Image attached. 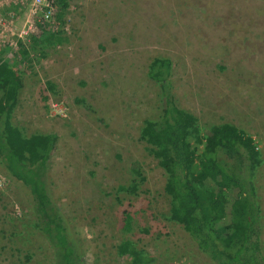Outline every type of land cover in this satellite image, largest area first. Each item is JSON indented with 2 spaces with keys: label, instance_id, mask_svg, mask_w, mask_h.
<instances>
[{
  "label": "rangeland",
  "instance_id": "obj_1",
  "mask_svg": "<svg viewBox=\"0 0 264 264\" xmlns=\"http://www.w3.org/2000/svg\"><path fill=\"white\" fill-rule=\"evenodd\" d=\"M66 1L0 0V59L23 76L13 122L57 135L49 188L82 264H214L170 218L166 174L140 135L162 110L155 56L171 59L176 103L200 125L253 138L264 254V0ZM48 32L62 41L40 47ZM34 222L28 188L0 164V264H54Z\"/></svg>",
  "mask_w": 264,
  "mask_h": 264
},
{
  "label": "trees",
  "instance_id": "obj_2",
  "mask_svg": "<svg viewBox=\"0 0 264 264\" xmlns=\"http://www.w3.org/2000/svg\"><path fill=\"white\" fill-rule=\"evenodd\" d=\"M57 1L67 6L66 0ZM61 41L58 33L48 32L38 44L44 47ZM14 62L0 59V164L28 188L35 227L53 249L54 264H82L64 213L49 188V159L57 135L27 133L13 122L23 86L22 72ZM171 75L169 57L151 59L148 76L159 86L162 110L157 119H145L140 132L166 174L170 218L181 224L214 264H264L253 184L260 152L253 138L233 123L202 126L196 115L179 107ZM130 221L125 213V231ZM118 251L133 254L135 249L132 242L123 241Z\"/></svg>",
  "mask_w": 264,
  "mask_h": 264
}]
</instances>
